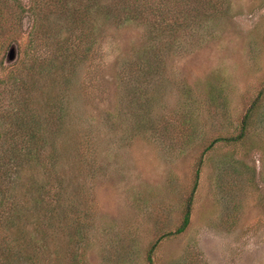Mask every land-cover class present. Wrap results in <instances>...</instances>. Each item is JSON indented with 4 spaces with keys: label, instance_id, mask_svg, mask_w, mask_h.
Returning <instances> with one entry per match:
<instances>
[{
    "label": "rangeland",
    "instance_id": "374dc122",
    "mask_svg": "<svg viewBox=\"0 0 264 264\" xmlns=\"http://www.w3.org/2000/svg\"><path fill=\"white\" fill-rule=\"evenodd\" d=\"M16 4L0 0V114L16 108L10 89L43 99L35 58L61 59L67 36L72 50L86 47L71 90L59 87L67 100L81 96L76 130L57 137L70 145L58 164L63 190L46 210L70 196L73 206L42 264L55 248L57 264H264V0H185L167 41L104 11L85 43L57 6L35 7V23Z\"/></svg>",
    "mask_w": 264,
    "mask_h": 264
},
{
    "label": "trees",
    "instance_id": "16d2710c",
    "mask_svg": "<svg viewBox=\"0 0 264 264\" xmlns=\"http://www.w3.org/2000/svg\"><path fill=\"white\" fill-rule=\"evenodd\" d=\"M174 1L103 0L104 6L102 0H29L27 3L15 0L17 7L21 6L22 12L27 13L26 17L32 19L29 12L33 14L35 23L39 17V13L32 12L35 7L41 10L44 7L51 9L57 6L56 14L65 20L64 27L68 32L79 30L81 42L84 43L93 39L96 26L99 21L107 19V15L111 17L108 20H113L116 25L124 20L148 26L152 32L162 30L167 41L171 33L170 20L173 13L178 14L186 10L185 0H176L178 8L174 7ZM195 1L197 4L200 2ZM94 4L101 6L95 8ZM2 18L4 17L1 14L0 19ZM70 38L72 37L67 36V39L61 42L58 49L61 59L55 55L49 60L45 59L46 57L42 59L37 57L34 60L36 63L34 68H40V73L33 74L34 80L48 81L46 88H40L39 91L43 99L37 101L35 98L32 101L34 94L30 95L32 90L30 92L28 86L23 85L19 88H25L24 95L14 93L15 90L10 89L9 96L17 100L16 108L13 105L12 109L7 108L0 114V123L6 124L5 131L0 132V264H42L47 240L56 244L61 215L69 205L73 206V198L68 195L70 197L65 198V203L69 201L64 209L61 208L58 199L59 205L56 207L53 205L50 207L51 210H46L48 201L57 198L60 190H63L58 164L61 161L62 150H67L70 145L65 140L64 145L58 148L57 137L64 132L76 130L77 123L73 122L77 119L75 105L81 96L76 94L67 100V94L59 92V89H64L59 88L64 82L71 90L70 83L83 71L86 47L82 45L79 52L78 49L72 50ZM162 48L156 50L162 53L164 51ZM166 48L167 44L164 46L165 51ZM152 49L154 48L150 50ZM78 85L79 81H75L72 88L75 93L80 92ZM53 91H57L56 96L52 95ZM57 99H60V103ZM34 102L39 104L38 108L33 106ZM214 144L215 142L209 149ZM202 161L203 157L201 164ZM67 185L65 192L71 194V179ZM195 189L196 185L191 197ZM191 200L192 198L188 203L183 224L177 230L178 233L184 232L189 224ZM49 258L52 264H57L56 248L49 253Z\"/></svg>",
    "mask_w": 264,
    "mask_h": 264
}]
</instances>
